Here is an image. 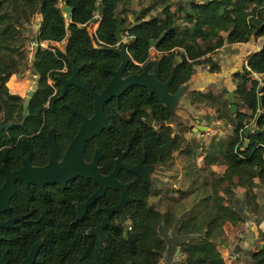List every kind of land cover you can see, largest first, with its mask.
Wrapping results in <instances>:
<instances>
[{
	"label": "trees",
	"instance_id": "16d2710c",
	"mask_svg": "<svg viewBox=\"0 0 264 264\" xmlns=\"http://www.w3.org/2000/svg\"><path fill=\"white\" fill-rule=\"evenodd\" d=\"M156 1L161 6L159 17L143 20L141 12L134 15L135 24L128 28L129 35L134 39L127 51L132 59L142 62L148 56L149 40H157L156 49L168 52L162 59L163 74L168 71L165 62L179 56L181 61L175 69L174 86L182 81L179 80L181 75L183 80L189 78L193 66L200 63H210L211 71L217 72L220 67L211 61L209 55L226 44L247 43L264 37V0H191L185 3L182 0ZM64 3L73 8L70 20H65L62 16ZM121 4H124V0H0V119L5 115L11 121L22 120V100L10 93L6 83L11 75L20 73L27 67L30 55L28 43H32L33 50H36L34 68L41 74L39 89L31 100L23 125L7 131L0 127V185L4 180L2 166L8 169L18 167L28 150L32 151L34 165L47 161L48 147L44 135L49 127L55 130L59 145L75 132L78 120L62 106L64 101L91 113L92 100L79 88L70 87L62 100L52 96V87L45 82L46 75L54 74L64 66L67 73L70 70L67 57L53 43L67 41L68 57L83 66L81 79L99 92L110 78L108 70L116 68L120 58L111 49H93L91 36L100 46L115 47L116 22L120 20L124 23L130 17L124 15L128 11ZM99 5L103 8L102 15L96 20L99 26L90 34L88 25L98 17ZM183 10L184 18H181L179 13ZM36 14L41 16L40 27L34 34L25 35V23H30ZM35 41L38 42L36 47ZM43 43L48 46H42ZM130 67L134 68L132 64ZM249 73L264 75V44L246 56L242 70L231 74L238 104L234 119L239 122L228 142L227 150L221 152V163L226 165V169L221 173L217 184H227L223 187L222 197L231 201V205L235 200L234 195H229L231 184L245 190V202L249 208L252 207L251 211L257 212L258 195L248 193V190L255 189L258 183L264 182V87L258 92V81L248 76ZM207 96L205 98L209 99ZM71 118L76 123L73 130L69 122ZM253 122L256 123L257 131H252L245 143V124ZM40 129L41 133L37 134ZM31 134L36 135L30 137ZM108 139V148L117 144L111 137ZM154 143L158 145L157 140ZM60 150L62 151V147ZM81 181L85 182L82 178H77L70 189L74 186L79 191ZM225 181L227 183H223ZM139 187L135 191L138 199L128 206L131 230L122 232L113 228V232H106L105 245L93 237L85 241L86 244H77L74 250L75 264H158L163 249L155 232H158L160 224L167 225L170 219L168 215L161 214L148 205L150 187L141 184ZM23 193L25 190L18 183L16 195L11 200L12 211L5 216L21 212L22 205L25 206ZM213 199V204L208 206L207 236L215 229H220L225 222L236 223L242 220L239 211L232 207L231 210L224 208L215 195ZM1 215L0 219H3ZM93 223L95 220L91 225ZM19 228L21 226L15 230L0 229V233L16 232ZM197 231L202 230L196 227L191 229L189 222L182 223L180 227V232ZM15 246V242H0V255L4 248H9L10 254ZM184 249L189 256L187 264H226L216 253L212 243L206 240L191 243ZM10 264H16V261L11 260Z\"/></svg>",
	"mask_w": 264,
	"mask_h": 264
},
{
	"label": "flooded vegetation",
	"instance_id": "af4514ba",
	"mask_svg": "<svg viewBox=\"0 0 264 264\" xmlns=\"http://www.w3.org/2000/svg\"><path fill=\"white\" fill-rule=\"evenodd\" d=\"M133 24H135V18L130 19V17H128V19L124 23L120 22V25L124 26L125 28L121 30V40L119 42H117L116 40V45L121 47L124 44V48L128 57V63L121 74V78L123 79L131 75L140 77L138 78V82H135V84L128 86L126 89L120 92L118 96L111 97L103 104V117L108 127H106L105 125H101L99 132L97 134H94L91 138L87 139L84 142L81 155L85 166L91 169L90 163L95 156V152L98 151L99 158L96 160L95 168L100 169L99 171L102 176H107L116 167L115 159L117 153L119 152L120 159L124 165L138 167V170L144 176H148L149 178H151L152 182L145 181L143 177L139 176V174L130 172L125 167H119L117 172V180L121 185L127 183L129 184L127 187V194L130 198H132V201H129L124 206L125 216L123 219H121V212L114 211L108 214V223L105 224L102 230H100V232H104L106 236V232H113V228L119 229L118 231L122 230V232H128L129 230H131V224L128 216V206L138 199L137 196H135V191L137 187L140 186V184L149 186L151 195L154 189H156V182L159 180L161 174L166 172L167 169L172 166L175 153H180L185 156H190L193 154L191 148L195 144L192 143L194 136L191 138V143H189L183 134L186 130L188 131V120L193 119V121L195 122V124L189 126V129L193 135L195 134V132L200 133V135L197 137L199 140L201 139V137H203L204 134H208L212 130L215 131V128L219 131L220 129L218 125L221 124L231 125L230 127H232V132L229 136V138L231 139L235 129L237 128V123L239 122L234 119V116H236L238 110L236 95L234 98V104L236 108L235 111L232 112V104L230 103L228 97L229 91L224 88V86L218 84L214 86L216 93L212 92V86H208L207 84L209 83H207L204 78L198 75V71H195V66H198L202 63L193 66V71L190 77L186 80H183V77L181 75L179 77V80L182 81L174 86L173 83L176 76L175 69L181 59L179 56H177L174 60H170L168 63L165 62V66H168V71L163 74L161 67L162 64H164V61L162 59L168 54V52L163 53L156 49V45L158 43L157 40H149L148 56L144 61L139 62L132 59L127 51V48L134 39L128 33V28H130ZM98 26L99 25L97 22V27L95 28V30L92 33H89L93 34L98 29ZM65 41L66 40H64V42ZM151 41H155L156 43L154 45H151ZM151 50H154L155 52H151ZM36 55L37 54H35V57L32 59V54H30L27 67L24 68L20 73H17L19 74V76H24L28 72V70H31L33 76V84L27 91L31 90L35 84H37V90L39 89L41 74L38 73V71L34 68ZM131 64L134 66V68L130 67ZM204 64L208 65L205 67H207V69L212 72L211 64ZM173 65H175V68L172 75ZM69 66V73H67L68 70L64 66L56 73L51 75L48 73L46 75L45 82L52 87V96H56V99L58 100H62L65 98L66 93L70 87L79 88L75 85H70L66 88L63 97H59L62 83L57 80V77H63L65 79L70 78L72 76V68L70 64ZM118 66L116 68L108 70L110 73V78L106 85L99 92L95 91L86 81L81 79L80 72L83 69V66L82 69L78 72V77L80 78V80L86 82L96 93H101L108 86L112 79L111 71L116 70ZM214 73L215 72H212V74ZM37 75L39 76V78L36 83L35 80ZM154 75L157 83H154ZM229 77L232 78L231 75H229ZM190 78H192L193 80L195 79L196 89H193L190 95H186L182 98L179 106L174 109V113H169L166 106L163 105L159 96L155 92H151L149 87L147 86L148 84L160 85L166 88L168 93L173 95L177 92L179 86L183 85ZM7 83L6 85L9 88ZM223 89H226V91H224ZM27 91L25 92V98H27ZM234 91L235 88L232 90V92ZM10 93L20 97L19 95H16L12 92ZM219 94L225 96V104L224 102H222V100L220 101V99L217 98ZM207 95L211 96L209 97ZM206 96L209 99H206ZM89 97L92 100L91 113L85 108L84 111L80 110L77 106L71 105L68 102L64 101L62 103V106L66 108L72 115L76 116L78 120V125L75 132L71 136H67L68 140L66 139L63 144H58L56 140V132L53 127H49L45 132L44 140L47 144L46 136L50 129L53 130L57 149V158L59 160L63 158L68 145L76 136L81 127V118L77 114L73 113L66 105L75 108L77 111L83 114L86 119H89L94 114V101L91 96ZM25 98H21L23 107L22 120L24 118L25 111L28 115L29 106L26 107L24 105ZM188 104L196 105V107L194 109H190L188 108ZM202 104L211 107L214 113H204L203 109L197 108ZM225 111L226 113H224ZM182 112L184 113L183 115L180 114ZM4 118L5 125L14 123L18 124L22 121H11L8 120L5 115H2V118L0 119V127H2L6 131L16 126H11L8 128L3 127L1 125V122L4 120ZM226 121H229V123ZM69 122L71 124V130L75 129L76 123L72 121V118ZM254 123L255 122L251 124H245L246 128L243 132L245 143H247L248 141L247 137L249 136V134H251L252 131L257 130L256 126L252 128V125ZM212 124H214V128L210 129ZM248 129L249 131L246 134V130ZM41 130L42 129H40L37 134L41 133ZM215 134L216 133L214 132V135ZM34 135L36 134H31L30 137ZM109 137H111V139H113L117 143L112 144L110 148L107 147V141H109ZM154 140L158 141V145L154 143ZM219 141L220 140H214L216 144L213 143L212 145H210L211 152L207 153L205 157H203L204 160L208 162V166L212 167L219 164L223 165L226 169V165L221 163V152H225L227 150L228 143L225 146H222ZM227 141L229 142L230 140ZM172 146L175 147L173 148ZM61 147L62 151L60 150ZM29 152L31 153L30 160L32 167L41 168L48 163L49 147L48 159L41 165H34L32 163V151L28 150L27 154L22 158L21 163L18 167L8 169L3 165L2 172L3 168H6L10 171L18 170L22 165V161L26 158ZM77 178L82 177H76L67 180L64 186L60 185L59 183L50 182L44 183L42 186L32 182L26 183L23 180H17L15 182L16 191L18 183H20V185L25 190V193H23V203L25 202V206L22 205L21 212L19 213L5 216L8 212L10 213L12 211V206L9 211L0 213L2 214L1 216L4 217L3 219H0V221H5L16 216H21V219H17L14 221V225L12 227L3 229L15 230L18 226H21V228L16 230V232L0 233V237H2V240L0 242L11 241L16 243V246L12 249L10 254L9 248H4L2 250L0 257L2 256L4 251H7V264H10L11 260H15L16 264H21L30 255L32 249L39 242V248L37 250L35 249V251L33 252L32 259L29 261V264H75L76 261L74 258V250L76 249L77 244H79L80 246L83 245V243L86 244L85 241H88L89 238L92 237L95 238L98 242H101L98 237L96 238L93 235H86L85 232H88L89 229L96 228L104 220L105 216L107 215V212L104 210L105 208H113L117 206L122 198V192L117 189L105 187L103 189L102 196L96 199L91 205L87 206L84 211H82V217L77 220L76 218L79 208L78 206L81 207V204L84 203L92 194H94V192L98 190V185L92 179L86 178H82V180H84L85 182L81 181L79 191H77V188L74 186L70 189V185L73 181L77 180ZM237 187L238 186H236V184H231L232 189H238ZM238 190L242 192V195H244L242 202L244 203L246 208L245 206L243 207L240 206V204H236V202L239 201L238 197L235 195V192V200L232 202V205L236 211H239L242 220L237 221L236 223L225 222V224H229L233 228V226L236 227L238 225L245 224L246 220L248 219L247 216L249 215L253 216L254 219L262 215L263 222L261 223V231H235L236 233H232L229 236V239L223 237L225 235V232H211L209 236H207V232L204 231L180 232V227L182 226L184 216L177 219L173 214H164L168 215L170 219L169 223L167 225L160 224L158 226V232H155L156 237L162 243L163 249L161 257L158 260V264H187L189 256L186 249L184 248H187L189 244L195 243L199 240H206L212 243L216 253H218L223 258L226 264H264V249L262 248V245H264V212L262 211V202H260L262 201V199L264 200V182L258 183L257 188L248 190V193L254 192L258 195L257 212L251 211L252 207L249 208L248 204L245 202V190ZM243 210L246 211V214ZM94 220L95 223L91 225V222ZM162 228L165 232H161ZM170 228H175V232H167ZM95 232H99V229ZM192 237H197V239L192 240ZM217 243L220 245H224L225 250L223 249L222 251L221 249L220 251L216 249L215 244ZM178 252L181 258L179 261H176L175 255H177ZM168 258L169 261L167 262Z\"/></svg>",
	"mask_w": 264,
	"mask_h": 264
},
{
	"label": "rangeland",
	"instance_id": "374dc122",
	"mask_svg": "<svg viewBox=\"0 0 264 264\" xmlns=\"http://www.w3.org/2000/svg\"><path fill=\"white\" fill-rule=\"evenodd\" d=\"M121 6L122 8L125 6L126 11L128 12H125L124 15H130V19L135 18V16L140 12L142 13L143 20H149L151 17H159L161 15V6L157 4V1L155 2V0H124V4H121ZM179 15L181 18H184V10L180 11ZM40 17L41 16L39 14H36L30 23H25L26 28L23 29L25 35L30 36L35 33V25L40 20ZM96 27L97 21L91 22L88 25L89 32L92 33ZM263 44L264 37L247 43L235 45L226 44L213 54L209 55L211 61L218 64L220 67L217 72L212 74V72H210V70L205 67L208 65L204 63L195 66V71H198V75H200L206 80L207 83H209L207 84L208 86H212V92L216 93L214 86L218 84L224 86V88L231 92L235 88V84L229 75H231L232 72L236 71L237 69L242 70V65L245 62L246 56L253 50H258ZM46 45L48 46L47 43L42 44V46ZM60 45L61 44H57L56 46ZM27 49L30 54H32L33 44L28 43ZM151 52L155 51L151 50ZM248 76H251V78L258 81V88L264 87V75L249 73ZM7 84L10 88V92L19 95L21 98H25V92L33 84L31 70H28L24 76H16L15 74L11 75ZM217 98H219L220 101L222 100V102L225 104L226 99L224 95L219 94ZM195 107L196 105L188 104V108L190 109H194ZM197 108L203 109L204 113H214L212 108L208 105L202 104ZM224 113H226V111ZM180 114L183 115L184 113L182 112ZM226 122L229 123V121ZM187 123L188 131L186 130L183 134L189 143H191V138L194 136L192 143L195 144L191 148L193 154L190 156H185L180 153H175L172 166L169 167L166 172L161 174L159 180L156 182V189H154L149 197V205L163 214H173L177 219L184 216V224L189 222L191 229L194 230L196 227L206 232V220L209 219L207 214L210 211H208V206L213 204L214 195L219 197L218 202L223 204L224 208L229 210L233 208V205L229 203L231 201L222 197L224 189L223 187H225L227 184L216 185L217 180H219L221 177V173L225 171V167L219 164L210 167L208 166V162L204 160L205 155L211 152L210 145L213 143L216 144L214 140H220L219 142L222 144V146H225L228 143L227 140H230L229 136L231 135L232 127H230L231 125H218L220 129L219 131L215 128V131L212 130V133L209 132L208 134H204L199 140L197 137L200 135V133L195 132L193 135L189 129V126L195 124L193 119L188 120ZM211 128H214V124L211 125L210 129ZM213 131L216 133L215 135ZM223 183L227 182L225 181ZM229 191V195H234L235 192V195L238 197L239 202H236V204H240V206L244 207L245 205L242 202L244 195H242V192L235 188H230ZM263 201L264 200L262 199L260 202H262V211L264 212ZM243 211L246 214V211ZM247 217V225L245 222L243 225H238L236 227L233 226L232 228L231 225L224 224L217 231L215 229L214 232H225L223 237L229 239V236L232 233L235 234L236 232L261 231L263 216L261 215L256 219H254V217L251 215ZM161 232H165L163 228ZM167 232H175V228H170ZM195 239H197V237H192V240ZM201 241L203 240H199L195 243ZM215 245L216 249L220 251L221 249L222 251L223 249L225 250L224 245H220L218 243ZM175 257L176 261L180 260L181 256H179V252L177 255H175Z\"/></svg>",
	"mask_w": 264,
	"mask_h": 264
},
{
	"label": "water",
	"instance_id": "95a60500",
	"mask_svg": "<svg viewBox=\"0 0 264 264\" xmlns=\"http://www.w3.org/2000/svg\"><path fill=\"white\" fill-rule=\"evenodd\" d=\"M183 2H189L191 0H182ZM197 2H206L207 0H196ZM62 10L64 14L62 15L65 20L71 19V13L73 11V8L68 6L66 3L63 4ZM103 13L102 5H99L98 7V17L93 20L95 22L97 19L100 18V16ZM133 20V19H132ZM99 25V22H98ZM36 29L37 30L40 27V22L38 21L36 23ZM124 26L120 25V20L116 22V29H115V38L117 42L121 40V30L124 29ZM91 43L92 47L95 50H109L111 49L116 55L120 56L121 63L118 66L116 70H112V79L108 86L101 92L96 93L86 82L80 80L78 77V72L82 69V66L76 65L75 61L68 57L67 55V41L62 42L61 45L58 47L59 51L65 55L69 61V64L72 68V76L68 79H65L63 77H57V80L62 83L61 92L59 97H63L66 88L70 85H75L81 89H83L89 96L93 98L94 101V114L91 118L86 119V117L81 114L79 111H77L75 108L70 107L69 105H66L73 113L77 114L81 118V127L76 134V136L72 139L70 144L68 145L66 152L61 160L57 158V149H56V143L54 139V132L52 129L49 130L47 134V144L49 147V161L44 167H32L31 164V153L29 152L26 158L22 161V165L18 170L10 171L6 168H3V173L5 175L4 181L0 186V213L7 212L11 209L10 201L15 195L16 187L15 182L17 180H23L26 183L32 182L36 183L40 186H42L44 183H59L60 185L64 186L65 182L67 180L76 178V177H82L86 179H92L97 185L98 190L94 192L84 203L81 204V207L78 206L77 211V220L82 217L84 209L91 205L96 199H98L103 194V189L105 187L113 188L120 190L122 192V198L120 202L117 204V206L113 208H105L104 210L107 212V215L105 216L104 220L96 227L89 229L88 232H85L86 235H93L103 243L106 244L107 242V236L104 232H100V230L103 229L105 224L108 223V214L110 212L118 211L122 213L121 219L124 218V206L129 202L132 201V198H130L127 194V184L121 185L120 182L117 180V172L119 167H125L128 171L139 174V176L143 177L145 181L152 182V179L148 176H144L139 170L138 167H132L128 165H124L120 159L119 152L117 153L115 162L116 167L114 170L109 173L107 176H102L100 173L99 168H95L96 160L99 158L98 151L95 152V156L90 163L91 169L89 167L85 166V163L83 162V158L81 155V151L83 149L84 142L91 138L94 134H97L100 130L101 125H105L108 127V125L105 122V119L103 117V104L108 101L113 96H118L120 92H122L124 89H126L128 86H131L135 84V82H138V78L140 76H128L126 78H121V74L123 70L125 69L127 63H128V57L124 48V44L119 47L116 45L113 48H107L104 46L98 45L93 36H91ZM156 42L151 41L150 44L154 45ZM35 47L38 46V42L35 41ZM36 50L32 51V59L35 57ZM175 65H173L172 75L174 73ZM16 76H19V74H16ZM39 76L37 75L35 82L37 83ZM170 81V79H169ZM154 83L156 82L155 75H154ZM166 85V84H164ZM195 79L193 80L190 78L187 82H185L183 85L179 86L177 92L173 95L167 92L166 88L160 86V85H152L148 84L151 92H155L159 98L161 99L164 106H166L169 113H174V109L179 106L181 100L186 95H190L191 91L195 88ZM37 84H35L31 90L27 91V98L24 100V105L27 107L29 106L30 100L34 95V92L37 91ZM226 91V89H223ZM262 90V87L258 88V92ZM261 95V94H260ZM229 101L232 104L231 109L232 112L235 111V104H234V98L235 94L234 92H228ZM27 116V112H24V118L23 120L18 124H10L5 125V118L1 122V125L5 128L11 127V126H21ZM259 117V114H258ZM256 126V123L252 125V128ZM249 129L246 130V134L248 133ZM257 131V130H256ZM118 150V149H115ZM121 162V163H120ZM17 219H21V216H16L13 218H10L5 221H0V229L3 228H9L14 225V221ZM76 220V221H77ZM99 229V232H95ZM2 240V237H0V241ZM39 243L32 249L30 252V255L21 263V264H29V261L32 259V254L39 248ZM262 248L264 249V245H262ZM169 261V258L167 262ZM8 262V256L7 251H4L2 256L0 257V264H7ZM127 264H131V262H128Z\"/></svg>",
	"mask_w": 264,
	"mask_h": 264
},
{
	"label": "crops",
	"instance_id": "0c3cea01",
	"mask_svg": "<svg viewBox=\"0 0 264 264\" xmlns=\"http://www.w3.org/2000/svg\"><path fill=\"white\" fill-rule=\"evenodd\" d=\"M54 45H57V43H53ZM262 46V45H261ZM255 49V48H254Z\"/></svg>",
	"mask_w": 264,
	"mask_h": 264
}]
</instances>
